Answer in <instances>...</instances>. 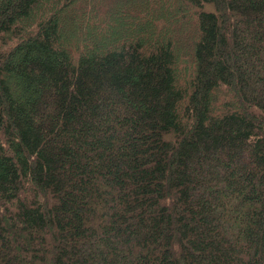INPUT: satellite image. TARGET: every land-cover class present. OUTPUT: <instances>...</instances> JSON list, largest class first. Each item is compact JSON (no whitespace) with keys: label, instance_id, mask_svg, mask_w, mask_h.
<instances>
[{"label":"trees","instance_id":"16d2710c","mask_svg":"<svg viewBox=\"0 0 264 264\" xmlns=\"http://www.w3.org/2000/svg\"><path fill=\"white\" fill-rule=\"evenodd\" d=\"M0 264H264V0H0Z\"/></svg>","mask_w":264,"mask_h":264}]
</instances>
